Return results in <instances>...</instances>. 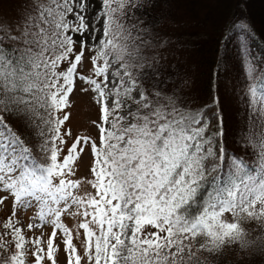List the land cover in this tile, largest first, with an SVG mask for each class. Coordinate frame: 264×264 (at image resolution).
I'll return each instance as SVG.
<instances>
[{
    "label": "snow or ice",
    "instance_id": "6c2138e0",
    "mask_svg": "<svg viewBox=\"0 0 264 264\" xmlns=\"http://www.w3.org/2000/svg\"><path fill=\"white\" fill-rule=\"evenodd\" d=\"M140 6L137 0H48L37 9L35 31L0 37V192L7 194L0 204L10 196L15 215L35 203L40 223H29L28 230L43 224L53 229L46 240L43 234L27 240L9 218L0 233V264H26L29 243L34 264H57L61 244L67 264H205L203 253L250 245L245 221L264 224V69L245 60L251 119L260 130L250 168L245 159L227 155L219 125L209 132L204 109L190 114L169 108L160 92L143 87L141 53L148 41L125 23L126 10ZM233 27L251 34L246 21ZM241 49L246 57V39ZM86 51L94 53L89 76L77 71ZM64 62L68 66L60 70ZM76 79L99 105V122L93 121L98 143L77 136L61 159L64 137L71 136L61 129L70 119L65 109ZM4 113L36 130L39 157ZM89 145L92 178L73 179L74 163ZM221 161L229 166L223 178ZM83 184L94 191L79 194ZM62 215L81 218L82 255Z\"/></svg>",
    "mask_w": 264,
    "mask_h": 264
},
{
    "label": "rangeland",
    "instance_id": "374dc122",
    "mask_svg": "<svg viewBox=\"0 0 264 264\" xmlns=\"http://www.w3.org/2000/svg\"><path fill=\"white\" fill-rule=\"evenodd\" d=\"M48 0H0V8L17 13V20L26 22L32 15L38 16L37 9L46 5ZM141 5L137 9H127L128 19L125 23L132 29L133 35L140 32L148 41L143 46L142 56L145 67L143 68V87L151 92H160V101L169 108L175 105L183 112L195 114L202 109L204 101L199 99L196 92L206 80L205 71L200 68L195 53L199 48L217 46L218 29L225 23H231V33L223 58L222 66L218 72L217 90L223 102L221 110V124L224 128L225 146L229 157L245 159L250 167H254L255 153L260 151L259 124L251 117L253 112L249 106L247 93L249 79L246 76L245 60H252L259 71V63L254 59L259 56V44L264 43V0H137ZM100 4H96L98 10ZM94 12L89 13L93 15ZM34 16V17H36ZM73 19L72 16L68 17ZM246 21L251 28L248 32H238L233 23ZM79 40V36L74 37ZM260 40H259V39ZM246 39L248 55L245 57L241 49V41ZM91 43V41H90ZM79 47V44L76 45ZM94 55L86 51L83 63L78 65V73L89 76L91 74L90 57ZM150 65V67H149ZM81 67V68H80ZM115 68L116 65H113ZM87 87L82 81L76 79L75 89L70 94V107L65 109L70 114V119L62 126V134L71 131V136H65L67 141L62 145L61 159L67 154V148L77 136H88L98 143V129L93 121L99 122V105L93 100L94 93L81 91ZM90 145L80 159L74 163L75 176L73 179H91L89 167L92 163ZM223 168L229 170L227 161ZM88 184H83L79 194L93 192ZM1 196L7 195L0 192ZM59 207V205H57ZM16 226L21 227L22 235L27 240L43 234L46 240L52 232L50 224H43L33 230H28L29 223H40L35 219L39 208L33 206L20 209ZM230 219V218H229ZM61 222L73 232V242L78 251L83 254V230H78L76 225L80 217L62 215ZM79 231V236H76ZM59 243V240L57 241ZM29 249L26 264H34L32 245L26 244ZM251 254V246L246 248L245 254ZM239 255L240 252H230L229 255ZM45 264H50L45 260ZM57 264H67V257L63 245L57 255ZM86 264V262H84Z\"/></svg>",
    "mask_w": 264,
    "mask_h": 264
},
{
    "label": "trees",
    "instance_id": "16d2710c",
    "mask_svg": "<svg viewBox=\"0 0 264 264\" xmlns=\"http://www.w3.org/2000/svg\"><path fill=\"white\" fill-rule=\"evenodd\" d=\"M34 16L36 15H32L26 22L20 23L16 19V12L0 8V37L9 35L22 37L26 31H35L36 29L32 27V25L38 22L39 17ZM218 33L219 42H217V46H212L211 48H199L192 52V54H196L200 68L205 71L204 75L206 80L202 83V87L196 92V94L199 99L204 101V106L202 109L207 112L209 117L211 125L209 132L215 131L217 125H219L222 135L218 137V142L223 144V146L226 148L224 128L221 124L220 117L222 112L221 110L223 109V102L221 101L222 99L219 94L220 92L222 94V91H225L226 89L218 92L217 79L219 69L222 66V58L226 52L224 48L228 42V35L231 33V23L225 22L218 29ZM254 44H259V46H256L258 48L259 56L254 59L259 63V69H264V43L260 40L256 41ZM79 50L80 48L76 46L75 51L79 52ZM67 66V62H64L61 65L60 70L65 69ZM91 68H93V65H91ZM213 113H218V116L214 117ZM4 115L6 122L12 126L17 134L21 136V139L25 141L26 145L32 149L33 154L39 157L41 154L38 151V145L42 138H38L36 130L25 128L20 120L7 113H4ZM223 162L224 161L220 162L219 169L221 178H223L229 172L228 169L223 168ZM207 188L208 185L205 184V189ZM203 196L204 192L202 191L200 199H202ZM196 207H198V205L193 206L192 210L195 211ZM19 213L22 212L20 209H17L16 214L13 215V200L10 196L3 204H0V233L4 232L2 225L9 218H11L14 222H17ZM224 218L228 221L232 220L230 214H225ZM242 227L247 232V240L251 242L249 245L251 246V254H245L246 248L241 249L239 245L226 246L219 255H209L208 253H203L202 256L204 258L205 264H264V224L258 223L257 221H245ZM149 231H154V229L149 228ZM13 250L14 249L12 246L9 245V252ZM230 252H240L243 254L241 257H247V259L243 260L239 257V255L234 254L233 256L229 255L227 258ZM45 260L43 261V264H45Z\"/></svg>",
    "mask_w": 264,
    "mask_h": 264
}]
</instances>
